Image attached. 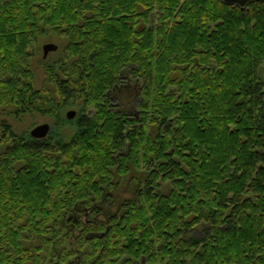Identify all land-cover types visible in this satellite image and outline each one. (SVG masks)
I'll use <instances>...</instances> for the list:
<instances>
[{"label": "trees", "instance_id": "trees-1", "mask_svg": "<svg viewBox=\"0 0 264 264\" xmlns=\"http://www.w3.org/2000/svg\"><path fill=\"white\" fill-rule=\"evenodd\" d=\"M48 33L68 40L45 66L55 96L29 66ZM263 68L264 1L0 0V107L58 121L73 103L81 116L70 137L11 132L0 144V264L11 245L23 255L25 231L39 242L33 264L47 260L62 205L98 202L87 191L104 175L153 162L158 193L129 201L99 259L124 245L154 264H264ZM125 72L141 82L132 121L111 105Z\"/></svg>", "mask_w": 264, "mask_h": 264}, {"label": "flooded vegetation", "instance_id": "flooded-vegetation-1", "mask_svg": "<svg viewBox=\"0 0 264 264\" xmlns=\"http://www.w3.org/2000/svg\"><path fill=\"white\" fill-rule=\"evenodd\" d=\"M123 76L124 78H121L117 86L118 89L111 90L113 91L112 94H115L116 97L119 95V97L122 98L123 101L121 100L122 103L119 105L121 108H118L117 104L113 102H111V105L114 106L115 112L118 111L123 115L128 114L126 120H137L140 118L141 111L135 109V106L139 101L141 82L140 80L131 78L126 72ZM80 117V114L76 111L74 117L68 119L73 120ZM142 127L143 126L140 124L132 126L131 128H136L141 131ZM31 130L28 134L33 137L30 133ZM11 132L17 133L7 118L1 119L0 144ZM148 132L154 134L155 128L149 126ZM49 133L45 137H47ZM154 165H156V162L142 168L129 165V170L126 173L120 175L114 174V179L112 180H106L108 177L104 175L105 180L99 179L97 181L98 190L95 191L92 188L87 191V193L91 195H95V193L99 191L102 200L98 202L88 203L86 200L77 199L72 205H62L60 207L61 212L59 213L58 221L56 224L53 223V229L47 228L44 230L46 234L45 243L50 242L51 249L49 254L44 250L48 255V259L40 260L39 262L41 263L39 264H154L148 262L144 256L139 259L130 257L126 252L127 247H124V245H120V247H123H121L120 253H118L119 255L116 254L115 257H104L99 259L101 253H95L96 244L99 245L100 249H104L105 245L108 243V235L113 225V219L117 218L118 220L116 223H120V219L128 214L129 208H134V205H129V201L133 197H139L140 194L149 190H152V193H158V167ZM79 186L80 184H78V187ZM93 186H95V182ZM120 186L121 189L122 186H125L126 190H130L132 193L131 196L120 199ZM82 193H86V190H83ZM109 196L112 197L108 199ZM0 204L2 205L3 203ZM28 209H30V206ZM24 224L28 223L24 221ZM22 234L24 237L19 238V242L25 245L23 247V255H16L15 249L11 245L9 247L7 256L8 261L6 264H20L21 262H23V264H33L29 256H31L30 253L33 247L39 244V242L36 241V239L32 240L28 231ZM117 240V237L114 238V242ZM114 249L116 250L117 246H115ZM117 259H120V261H115Z\"/></svg>", "mask_w": 264, "mask_h": 264}, {"label": "rangeland", "instance_id": "rangeland-1", "mask_svg": "<svg viewBox=\"0 0 264 264\" xmlns=\"http://www.w3.org/2000/svg\"><path fill=\"white\" fill-rule=\"evenodd\" d=\"M67 42L68 40L65 37L48 33L38 37L32 44L29 66L31 69L34 87L40 90H48L52 96L56 95L55 87L48 79L45 66L47 63L55 62L62 57ZM47 43L56 44L57 49L55 51H50L48 56L44 58L43 45ZM261 75L264 78V68L261 72ZM78 106V104L68 103L67 106L61 111L62 118L58 121L52 116L41 114L39 112H29L18 115V117H13L12 114H9V111L13 110L12 108L0 107V120L7 118L13 129L19 134H24L26 132L28 133L36 125L49 123L51 129L53 128L54 131L64 133L66 134V137H70L75 127L74 123H71L70 121H73L74 119L69 120L66 114L69 110H76L77 113H80L78 111ZM131 194V191L126 190L125 186H122V189L120 186V199L131 196Z\"/></svg>", "mask_w": 264, "mask_h": 264}, {"label": "water", "instance_id": "water-1", "mask_svg": "<svg viewBox=\"0 0 264 264\" xmlns=\"http://www.w3.org/2000/svg\"><path fill=\"white\" fill-rule=\"evenodd\" d=\"M223 1L228 4H237L240 6H245L248 2L253 0H223ZM257 1H264V0H257ZM56 49H57V45L53 43H47L43 45L44 57H46L50 51H55ZM75 113H76L75 110H69L66 114L67 118L70 119L74 117ZM49 131H50L49 123H42L32 128L30 133L33 137L43 138L49 133Z\"/></svg>", "mask_w": 264, "mask_h": 264}]
</instances>
